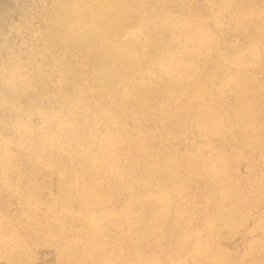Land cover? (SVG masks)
Instances as JSON below:
<instances>
[{
    "label": "rangeland",
    "instance_id": "rangeland-1",
    "mask_svg": "<svg viewBox=\"0 0 264 264\" xmlns=\"http://www.w3.org/2000/svg\"><path fill=\"white\" fill-rule=\"evenodd\" d=\"M0 264H264V0H0Z\"/></svg>",
    "mask_w": 264,
    "mask_h": 264
}]
</instances>
